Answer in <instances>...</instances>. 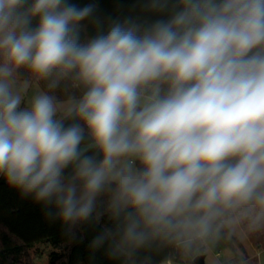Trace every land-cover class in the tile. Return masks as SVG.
<instances>
[{
  "label": "clouds",
  "instance_id": "clouds-1",
  "mask_svg": "<svg viewBox=\"0 0 264 264\" xmlns=\"http://www.w3.org/2000/svg\"><path fill=\"white\" fill-rule=\"evenodd\" d=\"M142 11L0 0V176L64 222L111 192L131 248L207 238L234 213L264 218V0H145ZM86 21L96 32L82 40ZM20 67L71 76L83 94L62 104L41 92L22 108Z\"/></svg>",
  "mask_w": 264,
  "mask_h": 264
},
{
  "label": "trees",
  "instance_id": "trees-1",
  "mask_svg": "<svg viewBox=\"0 0 264 264\" xmlns=\"http://www.w3.org/2000/svg\"><path fill=\"white\" fill-rule=\"evenodd\" d=\"M71 2L82 7L93 0H71ZM95 2L99 4L100 11L105 15H148L142 11L145 0H95ZM37 23L38 18H34L33 25ZM95 32L94 24L90 21L84 22L82 40H86ZM14 73V77L38 81L45 93L54 96L57 101L68 100L71 97L79 98L83 94V87L74 86L71 76L61 78L62 82L55 74L42 79L27 67H20ZM54 80L56 86L51 87ZM74 122L82 123L72 118L64 119L66 126ZM88 143L89 137L85 128V139L81 147H85ZM93 151L89 154H93ZM71 172L70 167L67 173ZM0 184H7L3 176H0ZM111 196V192L107 191L99 195L93 212L87 219L69 222L64 230L54 231L35 240L26 239L13 230L6 221L0 220V264H36V256L44 251V248L41 250L42 247H51L50 264H161L168 260L183 261L184 259L193 263L191 255L181 250L180 242L164 238H149L139 248L124 246L121 242L122 218L118 219L114 216L110 206ZM100 237L103 239L98 242ZM197 241L199 240H194L195 245ZM200 246L203 249L201 244Z\"/></svg>",
  "mask_w": 264,
  "mask_h": 264
},
{
  "label": "crops",
  "instance_id": "crops-1",
  "mask_svg": "<svg viewBox=\"0 0 264 264\" xmlns=\"http://www.w3.org/2000/svg\"><path fill=\"white\" fill-rule=\"evenodd\" d=\"M6 209L8 211L5 213ZM0 220L6 221L13 230L28 240L64 230L69 223L61 220L55 203H37L34 194L23 193L8 183L0 184ZM216 231L222 235L221 240L229 243L232 250L247 261L254 258L257 248L261 243L264 244V218L256 219L254 214L234 213L233 217L226 216ZM198 240L201 245L211 242L210 237ZM37 257L38 255L35 260ZM166 263L174 264L172 260Z\"/></svg>",
  "mask_w": 264,
  "mask_h": 264
},
{
  "label": "rangeland",
  "instance_id": "rangeland-1",
  "mask_svg": "<svg viewBox=\"0 0 264 264\" xmlns=\"http://www.w3.org/2000/svg\"><path fill=\"white\" fill-rule=\"evenodd\" d=\"M3 62V59L1 57V63ZM14 72H17V69H15ZM15 73H13L14 75ZM60 82H62L61 78H58ZM55 81V80H54ZM12 83H13V90L15 92H18L22 96V103L21 107H26L31 99L45 91L43 90L41 84L36 80H24L17 77H12ZM69 100V99H68ZM68 100H61L58 102L68 101ZM63 117V108H61L60 112H58V118ZM138 163V162H137ZM7 207V206H6ZM8 211L6 209L5 213ZM211 238L210 243H206L205 245H202L203 249L200 246V242L197 241L196 247L194 249L193 256H190L193 261V257L198 254H205L206 258V264H222L227 262H238V264H264V244L261 243L260 247L257 248V253L254 258H250V260L243 259L241 255H237L236 252L232 250L229 243L227 244L224 239L221 240L222 235L215 231L212 235L209 236ZM44 251L40 254H38L37 259L35 260L36 264H50V250L51 247H43ZM203 250V251H202ZM174 264H193L190 260L184 259L183 261H173ZM236 262V263H237ZM163 264H167L166 262Z\"/></svg>",
  "mask_w": 264,
  "mask_h": 264
},
{
  "label": "water",
  "instance_id": "water-1",
  "mask_svg": "<svg viewBox=\"0 0 264 264\" xmlns=\"http://www.w3.org/2000/svg\"><path fill=\"white\" fill-rule=\"evenodd\" d=\"M180 248L182 251L190 254L191 256H193L194 253V249L196 247L194 241L190 242V243H180L179 244ZM206 256L205 254H198L196 256L193 257V263L194 264H206V260H205Z\"/></svg>",
  "mask_w": 264,
  "mask_h": 264
},
{
  "label": "built area",
  "instance_id": "built-area-1",
  "mask_svg": "<svg viewBox=\"0 0 264 264\" xmlns=\"http://www.w3.org/2000/svg\"><path fill=\"white\" fill-rule=\"evenodd\" d=\"M226 264H237L236 262H230V263H226Z\"/></svg>",
  "mask_w": 264,
  "mask_h": 264
}]
</instances>
